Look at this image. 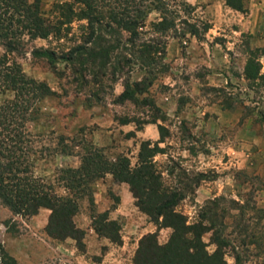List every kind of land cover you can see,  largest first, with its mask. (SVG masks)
I'll use <instances>...</instances> for the list:
<instances>
[{"label": "rangeland", "instance_id": "obj_1", "mask_svg": "<svg viewBox=\"0 0 264 264\" xmlns=\"http://www.w3.org/2000/svg\"><path fill=\"white\" fill-rule=\"evenodd\" d=\"M70 1L41 0L42 11L49 17L56 4ZM186 1L192 8L178 7L167 30L157 25L158 10L148 14L137 42L152 48H120L105 74L95 70L98 77L88 74L86 82L71 61L59 59L53 68L31 53L68 51L82 41L85 21H74L67 37L30 40L10 54L52 91L27 123L37 150L33 174L67 196L72 191L59 171L78 167L85 147L101 149L112 162L126 156L134 168L142 141H149L159 148L153 162L162 185L180 194L175 210L187 224L212 226L227 243L229 264H264V0H242L241 11L226 0ZM126 84L135 99H120ZM12 97L0 94L1 101ZM74 196L78 239L49 234V208L27 216L0 202V242L17 264H135L143 236L156 233L160 244L170 238L172 228L142 211L129 185L111 173ZM212 233L201 236L210 253Z\"/></svg>", "mask_w": 264, "mask_h": 264}, {"label": "trees", "instance_id": "obj_2", "mask_svg": "<svg viewBox=\"0 0 264 264\" xmlns=\"http://www.w3.org/2000/svg\"><path fill=\"white\" fill-rule=\"evenodd\" d=\"M226 4L243 10L242 0H226ZM180 6L192 8L186 0H71L56 4L46 17L41 0H0V94L13 93L12 98L0 100V202L4 206L27 216L38 213L42 207L49 208L52 210L47 228L49 234L58 239L68 236L78 239L73 233L72 217L76 211L74 198L79 197L74 195L89 191L90 183L102 173H111L116 180L129 185L142 211L157 223L161 218V227L172 228L164 244L158 242L156 233L143 236L135 264H229L224 250L227 243L213 227L199 221L187 224L186 217L175 210L181 196L169 193L170 190L162 185L161 174L153 162L159 148L150 146L149 141H142L134 168L130 167L126 156L112 162L101 149L85 147L79 154L78 167L59 171L60 179L66 181L64 187L72 191L67 196L58 195L49 182L34 176L33 159L37 150L27 123L33 121L34 105L52 91L45 82L28 77L20 64L9 58L10 54L19 53L30 40L67 37L74 21H85L80 25L82 41L68 51L59 53L49 47H35L31 53L53 68L59 59L71 61L79 80L86 82L88 74L98 77L93 74L95 70L99 75L105 74L109 57L117 54L120 48L137 47L141 53L152 48L151 43L137 42L148 14L158 10L161 19L157 25L167 30L175 25L174 16H178L176 12ZM185 22L188 24L186 18ZM191 33L197 34L196 31ZM125 59L124 62L128 61ZM117 64L120 67L122 62L119 60ZM77 66L79 69L75 70ZM119 97L133 100L135 90L126 84ZM62 151L70 153L66 146ZM204 219L209 221L207 217ZM210 230L212 243L216 245L211 253L201 238ZM0 264H17L1 242Z\"/></svg>", "mask_w": 264, "mask_h": 264}]
</instances>
